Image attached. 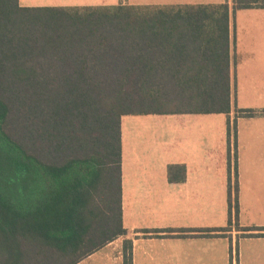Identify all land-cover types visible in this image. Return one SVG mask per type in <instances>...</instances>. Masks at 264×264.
Wrapping results in <instances>:
<instances>
[{
    "label": "trees",
    "instance_id": "1",
    "mask_svg": "<svg viewBox=\"0 0 264 264\" xmlns=\"http://www.w3.org/2000/svg\"><path fill=\"white\" fill-rule=\"evenodd\" d=\"M251 7L0 0V264H78L127 234L122 118L230 113L229 18ZM235 187L238 230H264L240 227Z\"/></svg>",
    "mask_w": 264,
    "mask_h": 264
},
{
    "label": "crops",
    "instance_id": "2",
    "mask_svg": "<svg viewBox=\"0 0 264 264\" xmlns=\"http://www.w3.org/2000/svg\"><path fill=\"white\" fill-rule=\"evenodd\" d=\"M226 2L233 4H133ZM197 42L201 47L218 46ZM186 56L192 57L191 49ZM201 56L218 54L197 53ZM229 69L230 113L148 114L162 118L148 123L149 130L134 137L128 149L122 132L127 234L78 264H125L126 241L132 243V264H264V230H238L236 220L228 226L230 184L238 180L246 191L243 199V189H238L240 227L264 228V8L231 9ZM239 110L254 115L236 117Z\"/></svg>",
    "mask_w": 264,
    "mask_h": 264
},
{
    "label": "rangeland",
    "instance_id": "3",
    "mask_svg": "<svg viewBox=\"0 0 264 264\" xmlns=\"http://www.w3.org/2000/svg\"><path fill=\"white\" fill-rule=\"evenodd\" d=\"M141 2H146L147 0H138ZM161 1V0H158ZM164 2L168 0H163ZM230 1L232 3V0H226ZM20 2L23 5H34V6H54V5H82L83 3L87 4H95V5H100L103 3H108L110 5H115V4H133L135 0H20ZM86 4V5H87ZM238 117V115L236 116ZM162 117H155L153 115H130L126 116L122 120V132H123V139L126 148L128 149V146L134 141V137L136 136H142L145 131L149 130V127L146 128L145 126L150 123L151 121L160 119ZM215 119H220L221 117L215 116L213 117ZM235 184L232 185V191H233V198H234V192H235ZM241 188L243 189V199H244V194H245V186L240 187L238 186V189ZM240 199V195H239ZM235 212L232 209V211L229 210V217H228V226H232L235 224Z\"/></svg>",
    "mask_w": 264,
    "mask_h": 264
}]
</instances>
